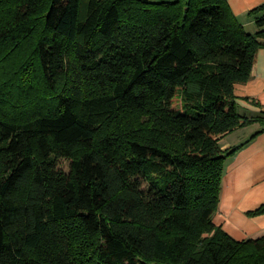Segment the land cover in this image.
Instances as JSON below:
<instances>
[{"label":"trees","instance_id":"16d2710c","mask_svg":"<svg viewBox=\"0 0 264 264\" xmlns=\"http://www.w3.org/2000/svg\"><path fill=\"white\" fill-rule=\"evenodd\" d=\"M249 16L255 34L228 0H0V264H264V237L214 223L251 140L220 141L264 123L235 95L264 49Z\"/></svg>","mask_w":264,"mask_h":264},{"label":"crops","instance_id":"0c3cea01","mask_svg":"<svg viewBox=\"0 0 264 264\" xmlns=\"http://www.w3.org/2000/svg\"><path fill=\"white\" fill-rule=\"evenodd\" d=\"M228 3L248 32H258L249 13L264 5V0H228ZM235 95L242 117L264 118V49L258 54L252 79L236 85ZM245 143L227 160L220 209L214 217V223L239 242L264 237V214H251L264 205V123L239 128L220 141L223 150Z\"/></svg>","mask_w":264,"mask_h":264},{"label":"rangeland","instance_id":"374dc122","mask_svg":"<svg viewBox=\"0 0 264 264\" xmlns=\"http://www.w3.org/2000/svg\"><path fill=\"white\" fill-rule=\"evenodd\" d=\"M60 168L65 171L66 173L70 172V163L66 160H62L60 162Z\"/></svg>","mask_w":264,"mask_h":264}]
</instances>
